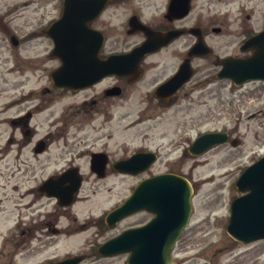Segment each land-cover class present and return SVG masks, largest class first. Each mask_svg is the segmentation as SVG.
I'll use <instances>...</instances> for the list:
<instances>
[{
    "label": "flooded vegetation",
    "instance_id": "1",
    "mask_svg": "<svg viewBox=\"0 0 264 264\" xmlns=\"http://www.w3.org/2000/svg\"><path fill=\"white\" fill-rule=\"evenodd\" d=\"M31 2L36 14L32 15L29 38H39L42 42L45 41L46 59L54 62V65L46 72L47 85L42 87L41 94L56 93L58 95L53 101L52 98L49 99L51 103L46 100L47 96H40L38 103L32 109L10 119L13 130L7 141L16 146V148L13 147V150L15 149L13 188L17 193L14 197L7 199L10 202L9 209L4 207V199L0 203V264H26L23 260L32 257L37 251L46 250L52 246L55 248L58 245L65 246L68 243H73L74 246L79 245L80 243L75 244L70 240L77 229L74 226L71 227L69 220H77L74 207L84 205V202L89 201L91 196L90 193L80 196V193L83 189L89 190L92 185L97 186L98 181L95 180L104 181L105 190L110 191L113 186L110 182L106 186V179L113 178L114 175L132 176L117 170L115 165L117 161L127 159L138 151L151 154L142 158L141 162L146 165V168L138 174L143 177L160 172H177L191 180L187 172L175 170V158L171 161V167L166 170L154 168L164 152L165 154L175 153V138L167 143L160 142L151 146L146 143L151 137L144 134L143 143L132 146L127 140H113L111 134L102 129L114 116V110L122 107L129 100L137 99L144 105L140 113L141 120L144 121L157 116L154 112L156 109H161L163 112L175 108V82L169 84L168 82L175 74V44L181 38L185 40L187 46L180 57L178 66L188 57L190 47L196 41L201 40L206 45L207 53L193 56L190 61L211 57L215 66L211 73L213 78L227 80L233 84L230 79L217 76L221 67L220 60L225 56L248 55L252 50L242 52L240 48L242 43L251 35L264 31V0H71L76 8L74 17L76 21H71L72 17L70 21L69 19L61 21L60 25H55L51 29V25L61 19L64 13V0H31ZM171 3L172 8L170 9ZM232 3L236 4L235 8L240 14V17H237L236 31V35L240 37L239 52L219 56L213 45L209 43L210 34H222L224 28L221 27L222 23L221 25L211 24V20L204 15L222 6L226 7L223 11H227L229 4ZM184 5H187L188 11L179 15L180 11L185 9ZM5 6L6 10L0 11V40L6 37L11 45L18 46L22 39L17 37L18 29L12 25L13 17L10 15L13 9V7L10 8L13 6L12 1L8 0ZM9 8L11 10H8ZM194 12L199 14L196 18L191 17ZM218 12L222 11L218 10ZM191 18H193L192 22ZM249 21L252 22V26L247 24ZM72 24H75L76 30ZM146 28L158 33L157 42L159 44L155 50L146 52L141 58L137 55L126 56L124 61L117 63L121 67L119 71L104 74L85 86L71 88L53 84L51 74L62 65V61L72 62L71 66L77 67V74L86 72L95 74L96 70L103 66L102 63L109 61L112 56L128 54L133 48L141 45L147 38ZM68 29L75 30L74 39L77 41L74 47L68 48L70 53L64 48H55L54 43V39L71 34L67 31ZM175 31L179 32L176 36ZM12 37H17L15 43L12 42ZM74 50L76 53H73ZM138 94H140L139 98ZM68 96L72 98L77 96L78 102L68 104L64 114L54 120L61 122L62 134L59 138L60 143L56 144L57 150L50 154L49 150L55 140L51 139V134H39L40 123L37 121L31 123V120L43 114L45 120L51 121L52 103L58 99L68 98ZM71 107L82 112L78 122H72L66 116ZM84 117L85 122L82 121ZM77 123L80 126L76 130H71L70 128ZM85 124H96L94 129L99 133L90 136L87 134L88 130L83 132ZM117 150L121 153L116 156ZM183 154L185 156L188 154L185 149ZM201 155L196 157L189 155V157L195 160ZM151 157L155 160L150 161ZM52 164L57 166L53 172L27 186L31 180L34 181L36 178L35 173L51 170ZM65 172L72 176L66 174L63 181L57 183L60 194L64 195L74 181H79V190L74 193L75 199L69 205L60 204L57 197L50 195L43 187L49 177L56 178ZM99 173L103 175L99 176ZM85 183L86 186H84ZM106 213L107 211L97 215L96 224L99 227L111 229L112 227L105 221ZM139 213L147 217L129 223L125 228L141 226L153 215L143 210L123 220ZM85 226L82 225V227ZM188 226L184 228L181 237L186 233ZM62 235L65 236L64 241L53 245L58 242L55 240ZM96 236L99 238L92 240L90 252L101 257L113 256L98 253V246L107 238L101 240V235ZM52 242L54 243L51 244ZM83 244L84 242L79 248ZM176 250L175 261L178 260L176 259L178 247ZM85 255L88 256V253L83 254L84 257ZM45 260L48 263L49 257ZM49 264H54V261ZM176 264H179L178 261Z\"/></svg>",
    "mask_w": 264,
    "mask_h": 264
},
{
    "label": "rangeland",
    "instance_id": "2",
    "mask_svg": "<svg viewBox=\"0 0 264 264\" xmlns=\"http://www.w3.org/2000/svg\"><path fill=\"white\" fill-rule=\"evenodd\" d=\"M7 1L0 0V11L6 10ZM11 1L12 25L18 29L16 35L22 37V41L18 46H13L6 37L0 40V203L4 199L6 209L10 208L7 199L17 193L13 188L15 154L13 147L16 146L7 141L13 130L10 119L32 109L38 103L40 96H47L46 100L51 103L58 95L41 94L42 87L47 85L46 72L54 62L46 59L45 41L29 38L32 15L36 14L33 3L31 0ZM235 6L236 4L232 3L229 4L227 11H223L226 7L222 6L204 15L211 20V24L222 23L221 27L224 28L222 34H210L209 43L213 45L219 56L239 52L240 37L236 35V31L237 17H240V14ZM10 8L8 10H11ZM198 15L194 12L191 17L196 18ZM193 18L190 19L191 22ZM247 24L253 25L250 21ZM186 46L187 43L183 38L175 44V69ZM191 64L194 75L183 89L175 93V108L163 112L161 109H156L154 111L156 118L144 121L141 120L140 115L144 105L137 99L129 100L122 107L114 110V116L102 130L110 133L113 140H127L132 146L142 144L144 134L151 137L146 141L151 146L160 142L167 143L175 138V153L164 152L154 168L166 170L171 167V161L175 158V170L187 172L191 180L196 183L190 225L178 240L173 252L174 258L178 247L176 261L179 264H264V239L242 244L234 241L225 228L230 201L234 196L239 195L234 187L235 179L247 165L264 154V83L250 81L236 87L227 80H216L211 74L215 68L211 57L194 59ZM27 67L29 69H25ZM139 96L140 94L138 98ZM50 98L52 101L49 100ZM76 102H78L77 96L54 101L51 106L52 123L45 120L43 114L31 120V123L35 121L40 123L39 134H51V139L55 140L49 150L50 154L57 150L56 146L60 143L59 138L62 134L61 122L54 120L64 114L68 104H76ZM81 115L82 112L74 107L69 108L66 113L68 120L72 122H78ZM86 118L84 117L82 121L85 122ZM95 125L85 124L83 132L88 130L87 134L94 136L99 133V131L95 132ZM79 126L77 123L70 129L76 130ZM212 130L227 131L228 140L210 148L195 160L188 154L186 156L183 154L185 147L199 133ZM220 148L222 151H215ZM5 150L8 152H4ZM120 153L117 150L116 156ZM56 167L52 164L51 170L35 173L36 178L27 186L45 178ZM114 176L105 180L106 186L109 182L112 183L113 189L110 191L105 190L104 181L95 180L98 181L97 186L92 185L89 190L83 189L80 193V196L86 193L91 195L90 200L84 202V205L74 207L77 220H69L71 227L74 226L75 229L82 225L88 226L86 237L77 242L80 244L84 242L80 248V244L74 246L73 243L58 245L56 248L37 251L32 257L23 261L26 264H49L54 259L55 261L64 259L67 254L84 252L83 254L88 253V256L85 255L80 264H126L127 253L101 257L90 252L92 240L99 238L96 235H101V240L108 239L123 230L127 224L147 217L139 213L117 223L111 229L96 224L97 215L115 207L143 175ZM86 185L85 183L84 186ZM48 257L47 263L45 259Z\"/></svg>",
    "mask_w": 264,
    "mask_h": 264
},
{
    "label": "water",
    "instance_id": "3",
    "mask_svg": "<svg viewBox=\"0 0 264 264\" xmlns=\"http://www.w3.org/2000/svg\"><path fill=\"white\" fill-rule=\"evenodd\" d=\"M69 1H65L64 10L75 11V8L70 9L72 4ZM186 10L180 14H185ZM60 21L53 26L58 25ZM146 34L148 36L146 42L128 55H137L141 58L145 52L157 48L158 33L147 29ZM177 34L178 32H175V36ZM64 38L65 36H60L55 39L56 48L74 44L71 35H68L66 40ZM248 48L255 49L250 56L222 59L219 75L231 78L236 84L249 79L264 80V32L248 38L242 49ZM73 53H76V50ZM189 54H201L200 44L196 43ZM124 58L125 55L113 56L109 61L102 63L103 66L96 70L95 74L92 72L77 74V67L71 66L72 62L62 61V65L51 74V78L56 85L82 87L104 74L119 71L121 67L117 63L124 61ZM192 72L189 60L186 59L168 84L175 80L176 91L190 78ZM226 140L227 134L224 132L203 133L194 139L189 151L199 154L209 146ZM139 155L146 154L137 153L127 160L119 161L116 164L117 168L121 171L137 173L144 168L136 162L140 161ZM64 176L65 174L57 179L49 178L43 187L48 193L59 198H71L73 192L77 190V184H72L64 195L60 194L57 188V183L62 182ZM235 187L245 193L235 197L231 202L227 231L241 242L264 238V155L240 174L235 181ZM192 192L190 182L178 174L161 173L141 180L132 193L107 214L106 220L112 225L139 210H148L154 216L147 224L137 228H127L110 238L99 247V252L102 254L129 252L127 264H174L171 251L189 219ZM80 259V256H73L55 264H76Z\"/></svg>",
    "mask_w": 264,
    "mask_h": 264
},
{
    "label": "bare ground",
    "instance_id": "4",
    "mask_svg": "<svg viewBox=\"0 0 264 264\" xmlns=\"http://www.w3.org/2000/svg\"><path fill=\"white\" fill-rule=\"evenodd\" d=\"M25 69H29L28 67ZM215 151H222L221 148L220 149H216ZM88 226L85 227H79L77 230H75L73 232V235L71 236L70 240H72L73 242H75V244H77L78 241H80L82 238H84L87 235V232L89 230H87ZM70 237V236H69ZM65 236H59L55 241H58L56 243L52 242L51 244L55 245V244H60L61 241H64ZM51 248H55V247H51Z\"/></svg>",
    "mask_w": 264,
    "mask_h": 264
}]
</instances>
